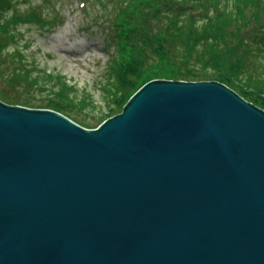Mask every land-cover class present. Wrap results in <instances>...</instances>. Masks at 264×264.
Here are the masks:
<instances>
[{
	"label": "water",
	"instance_id": "1",
	"mask_svg": "<svg viewBox=\"0 0 264 264\" xmlns=\"http://www.w3.org/2000/svg\"><path fill=\"white\" fill-rule=\"evenodd\" d=\"M0 264H264V110L215 81L94 130L0 102Z\"/></svg>",
	"mask_w": 264,
	"mask_h": 264
},
{
	"label": "trees",
	"instance_id": "2",
	"mask_svg": "<svg viewBox=\"0 0 264 264\" xmlns=\"http://www.w3.org/2000/svg\"><path fill=\"white\" fill-rule=\"evenodd\" d=\"M8 4L0 0V9ZM117 13L111 25L114 62L101 89L107 119L152 80L215 81L264 110V66L257 64L264 52V0H231L229 8L225 0H126ZM8 35L0 25V51ZM66 87L65 80L58 83L63 93ZM0 102L51 110L88 128L63 107V99L42 104L0 94Z\"/></svg>",
	"mask_w": 264,
	"mask_h": 264
},
{
	"label": "rangeland",
	"instance_id": "3",
	"mask_svg": "<svg viewBox=\"0 0 264 264\" xmlns=\"http://www.w3.org/2000/svg\"><path fill=\"white\" fill-rule=\"evenodd\" d=\"M8 1L0 9L9 31L0 51V94L42 104L63 99L85 129H97L111 115L101 89L114 62L112 21L126 0ZM225 2L229 8L231 0ZM257 64L264 66V52ZM64 80L65 93L58 88Z\"/></svg>",
	"mask_w": 264,
	"mask_h": 264
}]
</instances>
